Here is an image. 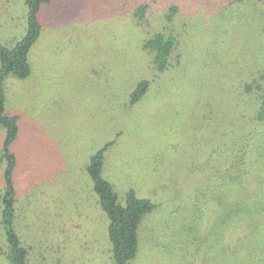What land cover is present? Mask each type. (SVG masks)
<instances>
[{"label": "rangeland", "instance_id": "rangeland-1", "mask_svg": "<svg viewBox=\"0 0 264 264\" xmlns=\"http://www.w3.org/2000/svg\"><path fill=\"white\" fill-rule=\"evenodd\" d=\"M249 1L53 0L41 7L31 72L4 81L6 110L19 118L14 220L27 264H116L87 171L109 141L103 175L119 201L132 189L156 205L139 227L130 264H264V210L230 228L225 196L200 192L230 174L232 129L254 125L246 121L256 102L241 87L264 70V5ZM171 3L185 9L186 36L175 66L158 74L141 48L154 27L137 28L133 11L146 4L159 24ZM26 11L23 0H0L1 43L12 46L25 34ZM143 78L153 81L149 91L128 105ZM3 139L0 127V150ZM4 251L0 224V264H9Z\"/></svg>", "mask_w": 264, "mask_h": 264}, {"label": "trees", "instance_id": "trees-1", "mask_svg": "<svg viewBox=\"0 0 264 264\" xmlns=\"http://www.w3.org/2000/svg\"><path fill=\"white\" fill-rule=\"evenodd\" d=\"M23 1L27 9L25 34L12 46H6L0 42V127L4 129L0 164H5L3 187L0 191L2 205L0 224L5 238L4 253L9 264H27L28 247L23 244L14 220L17 197L14 174L18 158L12 149V144L19 137L20 131L18 116L11 115L6 110L7 97L4 81L8 76L21 79L29 76L30 51L42 34L39 11L44 4L53 0ZM262 3L264 5V0ZM148 7L150 8L146 4H139L133 11V20L137 28L146 24L154 27L142 40L141 48L151 54L152 69L158 74H164L175 66L174 53L183 42L182 31L184 30L179 24L185 9L181 10L178 3H171L164 12L161 22L152 25ZM221 20L226 22L225 18ZM177 26L181 30H178ZM156 79L158 77L153 78L155 83ZM243 80L241 93L251 95L250 97L256 102L252 105L250 119L246 121L254 125L246 127L243 132L237 133L235 129L230 132L237 137H233L231 143H227L231 147L228 177L209 184L208 188L200 185V192L209 193L217 198L216 201L222 202L225 196L222 210L229 214L230 228L237 227L243 221L245 223L252 221L259 212L264 210V70L250 81ZM153 81L146 78L140 79L128 93V105L140 101L149 91ZM111 143L112 141L106 142L90 156L87 171L92 180L97 202L108 219L107 235L112 257L116 264H130L139 246V227L144 217L155 210L156 205L148 198L137 196L132 189L126 192L123 202L119 201L111 182L103 175L105 151ZM222 185L225 186L224 190ZM220 210L221 207H219Z\"/></svg>", "mask_w": 264, "mask_h": 264}]
</instances>
